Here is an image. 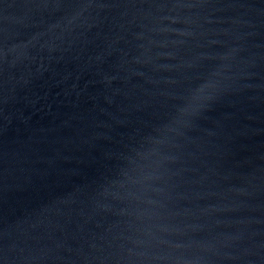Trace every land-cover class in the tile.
Returning a JSON list of instances; mask_svg holds the SVG:
<instances>
[{
    "label": "water",
    "instance_id": "1",
    "mask_svg": "<svg viewBox=\"0 0 264 264\" xmlns=\"http://www.w3.org/2000/svg\"><path fill=\"white\" fill-rule=\"evenodd\" d=\"M0 264H264V0H0Z\"/></svg>",
    "mask_w": 264,
    "mask_h": 264
}]
</instances>
